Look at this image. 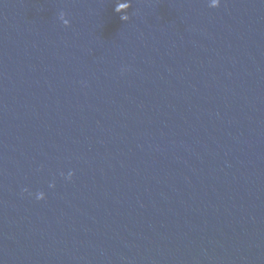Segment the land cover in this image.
I'll return each instance as SVG.
<instances>
[{
  "label": "water",
  "instance_id": "1",
  "mask_svg": "<svg viewBox=\"0 0 264 264\" xmlns=\"http://www.w3.org/2000/svg\"><path fill=\"white\" fill-rule=\"evenodd\" d=\"M210 5L0 0V264H264V0Z\"/></svg>",
  "mask_w": 264,
  "mask_h": 264
},
{
  "label": "clouds",
  "instance_id": "2",
  "mask_svg": "<svg viewBox=\"0 0 264 264\" xmlns=\"http://www.w3.org/2000/svg\"><path fill=\"white\" fill-rule=\"evenodd\" d=\"M220 4H221V0H211V5H210V6L215 8V7H219ZM122 19L127 20L128 17H123ZM64 23H65V25H67L68 22L65 20ZM61 176H65V174L62 172V173H61ZM73 176H74V172L69 171V172L66 174L65 179H67V180H71ZM49 186L54 188V187H55V184L52 183V184H50ZM24 191L27 192L28 189H24ZM35 195H36V199H37V200H44V199H46V193L43 192V191H40V192L36 193Z\"/></svg>",
  "mask_w": 264,
  "mask_h": 264
}]
</instances>
